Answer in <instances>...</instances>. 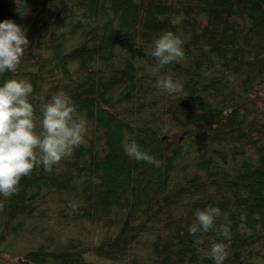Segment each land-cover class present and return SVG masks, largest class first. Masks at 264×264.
<instances>
[{
    "label": "trees",
    "instance_id": "trees-1",
    "mask_svg": "<svg viewBox=\"0 0 264 264\" xmlns=\"http://www.w3.org/2000/svg\"><path fill=\"white\" fill-rule=\"evenodd\" d=\"M5 18L29 45L0 83L30 79L37 114L64 91L87 132L0 196V264H214L229 240L224 264L264 258V0H0ZM166 30L185 55L154 71ZM130 140L160 164L128 156ZM208 205L214 228L189 232Z\"/></svg>",
    "mask_w": 264,
    "mask_h": 264
},
{
    "label": "clouds",
    "instance_id": "clouds-1",
    "mask_svg": "<svg viewBox=\"0 0 264 264\" xmlns=\"http://www.w3.org/2000/svg\"><path fill=\"white\" fill-rule=\"evenodd\" d=\"M25 33L26 29L12 19L0 20V73L17 70L29 45ZM183 43L182 37L172 30L154 38L149 50L156 58L153 70L173 61L179 62L185 55ZM158 86L168 93L180 92L184 87L180 80L171 76L159 79ZM32 92L30 79L12 77L0 83V196L6 198L19 191L21 177L30 175L34 167L42 165L46 171H51L53 165L84 142L87 132V120L77 114L70 95L57 91L37 114L30 99ZM124 150L138 161L160 164V160L136 140L126 142ZM2 203L0 201V205ZM221 212L218 205L196 209L195 219L188 226L189 232H207L214 228ZM229 224L221 227L220 234L226 238L231 235ZM229 243L230 240L211 244L209 256L214 264H224ZM262 259L258 258V264Z\"/></svg>",
    "mask_w": 264,
    "mask_h": 264
}]
</instances>
